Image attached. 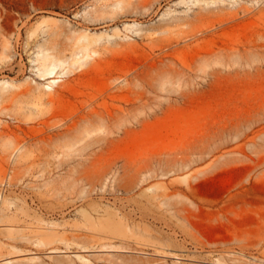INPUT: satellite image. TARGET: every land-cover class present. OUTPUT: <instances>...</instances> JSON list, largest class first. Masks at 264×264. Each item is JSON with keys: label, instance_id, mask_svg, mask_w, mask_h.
Masks as SVG:
<instances>
[{"label": "rangeland", "instance_id": "rangeland-1", "mask_svg": "<svg viewBox=\"0 0 264 264\" xmlns=\"http://www.w3.org/2000/svg\"><path fill=\"white\" fill-rule=\"evenodd\" d=\"M1 19L0 264H264V0H0ZM81 36L72 67L98 63L58 96L70 51L40 79L38 44ZM106 82L110 127L67 128Z\"/></svg>", "mask_w": 264, "mask_h": 264}, {"label": "bare ground", "instance_id": "bare-ground-1", "mask_svg": "<svg viewBox=\"0 0 264 264\" xmlns=\"http://www.w3.org/2000/svg\"><path fill=\"white\" fill-rule=\"evenodd\" d=\"M2 21L3 20L1 19L0 20V34L1 35L7 33V29H6V27H5V25L3 24ZM51 29H52V27L48 31H51ZM53 29H54V27H53ZM57 29H54V32ZM51 32H53V31H51ZM56 35H58V34L56 33ZM56 35H55V37H56ZM55 37H53L54 40L53 39L52 40L49 39L47 42H45L43 44L42 43L38 44V47H39L38 50L41 53L39 52V54L36 56L34 61H36L35 63H37L36 64L38 66L37 69H39V73H37L38 78H40V79L41 78H47L48 75H51L54 72V70H55V68L57 66V63H59L58 65H61L60 63H62V60H64V62H65V60L67 59V57H65V53H66V51H70V55L71 56H70L69 59L71 61V67H69V69H68V72H70V73L67 75V77H65V79H62L61 81H55V80L52 81V83L56 85L55 89H57V88L59 89L58 90V93H59L58 96H60V95L64 96V94L71 92L69 90H70V87L72 85L70 86L69 82L74 81L75 78L78 79V77L82 76V74L86 73L87 71H89L93 67H95V65H97V63H98L97 62L98 60H97V58H93L92 60L90 59V61L86 65L80 66V68L78 70L75 69L76 67L73 68L72 67V66H74L73 64L75 62H78V60H80L82 62V60L80 58H78L79 56H75L76 51H78V49H80L81 51H84V54H86V56L90 55L89 50H91L90 49V43L91 42L88 39H86L85 36H81V37H78V38L74 39L73 42H70V43L66 44L64 42L55 40L57 38V37L56 38ZM36 41H37V38H35V37L31 40V42H33V43H36ZM28 43H30V41H28ZM27 45L28 44H26V46ZM27 47H29V45ZM92 51L94 52L95 50L92 49ZM99 56H100V54H99ZM83 58H85V57H83ZM99 59H100V57H99ZM59 61H61V62H59ZM63 63H62V65H63ZM79 64H80V62H79ZM132 74L135 77L136 76V71H133ZM108 77L111 78L110 75ZM78 81H80V80H78ZM118 88H119V85H116V84L112 85L111 82H106L105 90L99 96L97 95V97H91V98H88V99H85L84 101H82L81 109H79L78 111L75 112L76 113L75 115L77 117H79L78 120H75L74 117H73L72 119L69 118L71 120L70 122L66 123V121H65L67 128L76 127L77 122L80 120L82 122H85L87 124V126H88V127H86L84 132L85 133L86 132L89 133L91 131V129L94 128V127H91V126L95 125L94 120H99V122L101 123L100 127H104L105 130L108 129L110 127L111 120L114 118L115 113L118 116V112H120L121 108L119 107V105H116L114 103L111 104L112 107H110L108 102L105 100V98H110V99L114 100V98L116 97L115 92L117 91ZM78 93L79 94H84L82 91H79ZM61 98L62 97H60V99ZM100 98L103 99V100L100 101L101 100ZM60 99H58V100H60ZM59 124H61V121L59 122ZM53 127H54V125H53ZM56 127H57V125H56ZM51 128H52V126H51ZM58 128L60 129V127H58ZM97 128H98V126H97ZM97 128H95V129H97ZM105 130H103L104 133H105ZM106 133H108V132H106ZM104 238H106V237H104Z\"/></svg>", "mask_w": 264, "mask_h": 264}]
</instances>
